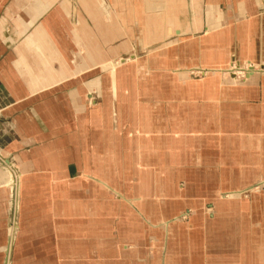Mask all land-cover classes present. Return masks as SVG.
I'll return each mask as SVG.
<instances>
[{"label":"crops","instance_id":"1","mask_svg":"<svg viewBox=\"0 0 264 264\" xmlns=\"http://www.w3.org/2000/svg\"><path fill=\"white\" fill-rule=\"evenodd\" d=\"M0 159V264H264V0H0Z\"/></svg>","mask_w":264,"mask_h":264},{"label":"rangeland","instance_id":"2","mask_svg":"<svg viewBox=\"0 0 264 264\" xmlns=\"http://www.w3.org/2000/svg\"><path fill=\"white\" fill-rule=\"evenodd\" d=\"M167 45V44H166ZM130 57H133V56H129V58H125V59H123V58H117V59H111V61H108V63H106L105 65H103V67L105 68V70H106V77H108V81L110 80L111 81V79H113V77H114V80H115V71H116V69L118 68V67H120V66H122V65H125L126 63H128L129 61H133L132 59H130ZM109 64H111V67H108V65ZM112 64L114 65L113 67H112ZM229 66H227L225 69H214V70H206V69H199V71L198 70H196V71H193V72H191V73H193V74H191L192 76H194V75H196V76H199L198 74H202V75H206V74H208V73H212L213 71H215V70H220L219 71V74H222V75H224L225 77H227L228 79H229V77H228V73H230V72H228V71H226V70H229L230 68H232V67H234L235 65L237 66V65H240L241 66V64H242V66L241 67H244L245 69H246V67H247V64H250V63H246V62H244V63H241V62H239V61H229ZM231 64V65H230ZM107 68V69H106ZM248 68V67H247ZM257 68V67H256ZM249 69V68H248ZM252 70V69H251ZM254 70H258V69H254ZM231 78H233V79H235V80H237V81H241V80H243L244 79V75H240V74H236L235 76H233V77H231ZM0 161L3 163L4 161L2 160V159H0ZM3 165L5 166V164L3 163ZM15 174V173H14ZM18 176L16 175L15 176V178H17ZM262 181V180H261ZM260 182V181H259ZM258 182V183H259ZM257 183V184H258ZM14 189H16V180H14ZM254 187V189H253V191H248V192H251V193H247V194H245V195H241V196H245V197H243V199L242 200H244V201H246L248 198H249V194H252V195H254V194H256V193H258V192H263L264 193V186H261V187H258V186H256V184L255 185H253ZM252 187V186H251ZM243 190V189H242ZM235 192V191H234ZM236 192H239V191H236ZM260 201L263 199L264 200V194L262 195V196H260V195H255ZM16 205V204H15Z\"/></svg>","mask_w":264,"mask_h":264},{"label":"bare ground","instance_id":"3","mask_svg":"<svg viewBox=\"0 0 264 264\" xmlns=\"http://www.w3.org/2000/svg\"><path fill=\"white\" fill-rule=\"evenodd\" d=\"M111 61V60H110ZM114 65L112 64V67H113ZM108 67H111V64H109L108 65ZM107 69V68H106ZM226 71H228V72H230V73H228V75H230V76H233V75H236V74H243V73H245V75L247 76H249V75H251V70H248V69H245V68H242L241 66H239V65H235L234 66V68H230L229 70H226ZM262 72V71H261ZM263 73V72H262ZM253 81V80H252ZM239 82V81H238ZM205 89V88H204ZM253 90V89H252ZM203 98V97H202ZM191 115V114H190ZM139 120V119H138ZM176 120H177V118H176ZM201 136V135H200ZM199 137V136H198ZM199 139V138H198ZM221 140V139H220ZM158 142H160V141H158ZM201 142V141H200ZM193 143V142H192ZM206 143V142H205ZM14 160V159H13ZM6 162H7V159H6ZM5 162V163H6ZM15 163V162H14ZM12 167H14V165H12V163H10V162H8V164H7V166L4 168L5 169V171L6 172H8V173H10L9 171H10V168H12ZM16 172V171H15ZM189 172V171H188ZM192 172V171H191ZM9 175V174H8ZM197 178V177H196ZM13 182V180H12V177H11V179H10V183H12ZM3 184H4V182H3ZM2 185V184H1ZM10 185V184H9ZM8 184H7V186H9ZM256 186H258V187H261V186H264V180L263 181H260L258 184H256ZM11 187H12V185H11ZM254 186H252V187H248V188H246V189H244V190H242V191H240V192H232V193H228V194H226L225 196H223V197H221V199L223 200H228L229 202H231V199L232 198H235V199H239V198H241V199H243V197H245V196H241V195H245V194H247V193H251V192H248V191H253V188ZM253 188V189H252ZM196 191V190H195ZM189 194V193H188ZM219 198V197H218ZM258 199V198H257ZM263 200V199H262ZM221 201V200H220ZM257 201V200H256ZM263 202V201H262ZM229 204V203H228ZM231 204V203H230ZM260 204V203H259ZM221 206V205H220ZM262 206V205H261ZM258 207V206H257ZM253 209V208H252ZM208 214V213H207ZM227 214V213H226ZM261 214V213H260ZM186 215L184 214L183 215V218L185 217ZM254 216V215H253ZM260 217V216H259ZM215 218V217H214ZM256 218H258V217H256ZM258 220V219H257ZM260 220V219H259ZM254 221V220H253ZM257 222V221H256ZM264 227V226H263ZM262 229H264V228H262ZM15 233V232H14ZM262 236V235H261ZM254 246V245H253ZM264 246V245H263ZM261 248V247H260ZM215 250V249H214ZM227 250V249H226ZM263 250V249H262ZM261 252V251H260ZM260 252H258V253H260ZM239 253V252H238ZM264 253V252H263ZM219 257V256H218ZM239 257H240V255H239ZM243 257V256H242ZM246 257H247V255H246ZM245 259V258H244ZM247 259V258H246ZM246 259H245V261H246ZM244 261V262H245ZM247 262V261H246ZM262 262V261H261ZM260 262V263H261ZM239 264H240V261H239ZM243 264V263H242ZM249 264V263H248Z\"/></svg>","mask_w":264,"mask_h":264}]
</instances>
